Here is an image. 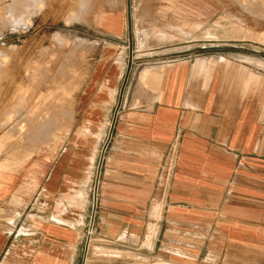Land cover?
I'll return each instance as SVG.
<instances>
[{
    "label": "crops",
    "instance_id": "0c3cea01",
    "mask_svg": "<svg viewBox=\"0 0 264 264\" xmlns=\"http://www.w3.org/2000/svg\"><path fill=\"white\" fill-rule=\"evenodd\" d=\"M18 1L0 0V37L22 33ZM103 31L107 45L77 93L72 127L50 143L47 129L35 132L24 144L29 156L0 160V264H80L106 139L93 255L264 264V68L151 40L130 64L129 39L118 62L121 33ZM90 106L99 110L88 119L96 129L82 135ZM80 137L86 151L75 154ZM94 258L142 264L114 253Z\"/></svg>",
    "mask_w": 264,
    "mask_h": 264
},
{
    "label": "rangeland",
    "instance_id": "374dc122",
    "mask_svg": "<svg viewBox=\"0 0 264 264\" xmlns=\"http://www.w3.org/2000/svg\"><path fill=\"white\" fill-rule=\"evenodd\" d=\"M169 3L180 12L169 9ZM16 7L24 13L25 21L18 24L22 33L17 38L0 37V55L4 54L0 56V160L5 164L32 153L26 152L24 144L33 139L34 131L48 129L50 143L57 132L72 127L78 113L77 93L95 55L107 45L99 41L104 39L103 30L121 33V43L113 40L118 45L113 60L118 62L127 54L129 39V60L136 64L142 40H151L163 48L190 53L240 55L241 61H254L257 68H264V0H21ZM33 15L38 16L32 23ZM96 108L85 111L82 135L95 131L88 119L94 118ZM83 141V137L77 140L82 148L75 154L85 153ZM99 159L100 155L97 165ZM94 240L90 245L95 246ZM99 251L142 264L159 262L138 253Z\"/></svg>",
    "mask_w": 264,
    "mask_h": 264
},
{
    "label": "built area",
    "instance_id": "2783aa9c",
    "mask_svg": "<svg viewBox=\"0 0 264 264\" xmlns=\"http://www.w3.org/2000/svg\"><path fill=\"white\" fill-rule=\"evenodd\" d=\"M130 64H132V61L130 60ZM108 143V139H106L101 147L100 150V159L97 165V176L94 184V189L91 191V211L88 219V223L85 229V236L84 241L82 245V251H81V257H80V264H93L94 255L92 254V245H90L91 241L94 240L93 236L95 233V220H96V210H97V184H98V178H99V172L102 165L104 153L106 150V146Z\"/></svg>",
    "mask_w": 264,
    "mask_h": 264
},
{
    "label": "bare ground",
    "instance_id": "6f19581e",
    "mask_svg": "<svg viewBox=\"0 0 264 264\" xmlns=\"http://www.w3.org/2000/svg\"><path fill=\"white\" fill-rule=\"evenodd\" d=\"M169 9H172L173 11H175V12H180V9L178 8V7H176V6H173V3H169V7H168ZM166 11V10H165ZM21 14H24V13H21ZM20 13H18V18H19V20L17 21V23H21L22 21H25V20H22V18H23V16L24 15H21ZM81 17V16H80ZM159 34H161V33H159ZM57 37H59V34H57V36H56V39H58ZM2 53V52H1ZM5 54H7V53H5ZM3 56H4V54H2ZM2 55H0L1 57H2ZM7 56V55H6ZM2 59V58H1ZM79 67V66H78ZM77 67V68H78ZM83 68V67H82ZM74 70V69H73ZM75 70H77V69H75ZM101 106V105H100ZM23 107V106H22ZM17 111V110H16ZM19 111V110H18ZM17 111V112H18ZM16 112V113H17ZM99 114V113H98ZM24 115V114H23ZM95 115H97V108L95 109V112H94V117H95ZM58 116V115H57ZM91 116V115H90ZM6 117V116H5ZM4 117V118H5ZM8 117V116H7ZM11 117V116H10ZM86 117H89V114H87L86 115ZM3 118V119H4ZM52 119V118H51ZM94 119V118H93ZM29 121V120H28ZM38 121V120H37ZM58 121V120H57ZM20 122V121H19ZM50 123V122H49ZM44 124V123H43ZM53 125V124H52ZM3 126V125H2ZM30 127V126H29ZM35 127H37V126H35ZM26 128V127H25ZM48 130V129H47ZM37 131V130H36ZM36 131H34V132H36ZM9 134H11V132L9 133ZM33 136V135H32ZM27 137V136H26ZM25 137V138H26ZM31 141H32V139H31ZM8 144V143H7ZM32 145V144H31ZM30 147V146H29ZM31 148V147H30Z\"/></svg>",
    "mask_w": 264,
    "mask_h": 264
}]
</instances>
